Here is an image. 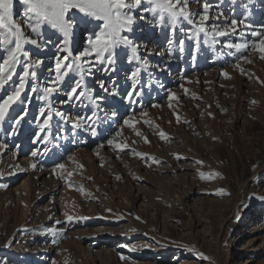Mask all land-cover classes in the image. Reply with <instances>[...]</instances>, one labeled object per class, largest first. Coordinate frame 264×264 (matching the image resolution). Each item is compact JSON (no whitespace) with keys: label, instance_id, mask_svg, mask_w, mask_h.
<instances>
[{"label":"rangeland","instance_id":"374dc122","mask_svg":"<svg viewBox=\"0 0 264 264\" xmlns=\"http://www.w3.org/2000/svg\"><path fill=\"white\" fill-rule=\"evenodd\" d=\"M202 3L189 0L197 20ZM207 3L206 27L236 19L237 31L212 44L195 24L173 28L167 17L138 12L126 33L138 58L118 50L115 71L96 65L86 78L95 103L65 102L67 82L43 92L55 78L54 56L62 55L59 34L44 26L47 46L26 45L43 64L39 80L28 78L24 103L0 121V264H264V53L251 47L264 37V0ZM25 7L14 0V20L36 38ZM83 27L74 53L86 46ZM245 41L248 50L225 46ZM23 70L17 67L0 100ZM56 112L82 118V126ZM46 115L51 128L41 133Z\"/></svg>","mask_w":264,"mask_h":264},{"label":"snow or ice","instance_id":"6c2138e0","mask_svg":"<svg viewBox=\"0 0 264 264\" xmlns=\"http://www.w3.org/2000/svg\"><path fill=\"white\" fill-rule=\"evenodd\" d=\"M22 2L26 6L25 23L36 38L26 33L24 27L14 20V0H0V30H2L3 36V39L0 40V47H3L6 51V57L0 62V72H2V75H0V90H3L5 85L13 80L18 66H22L24 69L18 86L6 98L0 100V121L4 120L13 104L17 102L24 103L21 100V94L25 91L28 78L31 76L39 80L35 69L39 68L43 61L39 58L33 59L32 55L26 50V45L47 46L46 43L43 45L40 43V39L44 35V26L54 30V34H59V39L62 42L57 47V52L62 53V55L54 56V66L50 71L55 78L48 82L49 86L43 87V92L45 94L57 93L67 82L68 98L65 101L67 103L85 97L95 103L91 90L87 88L86 78L93 74V69L97 64L107 65V67L101 69L103 71H115L114 65L117 61L118 50L129 51L132 54V59L138 58L139 46L126 33L133 30L140 11L153 13L159 17L161 22L167 17L173 28L181 21L195 24L198 32L208 37L207 42L212 44L217 43L218 37L228 36L230 33L237 31L236 19L227 22L223 27L217 24H212L210 28L206 27L210 9L207 0H203V13L199 15V20L196 18L197 14L190 11L189 0H22ZM196 2H201V0H196ZM143 5H149L150 7H143ZM222 16L223 13H220L215 19L219 20ZM144 18L143 15L139 16L141 20ZM81 25L84 26L83 31L87 33L86 46L74 53L75 32ZM245 27H248V25L245 24ZM253 35L259 36L260 34L253 33ZM225 46L237 50H248L250 47L246 41L242 43L228 42ZM179 47L182 50L183 42L179 43ZM251 47L252 50L258 48L259 51L264 53V37L258 40L257 45ZM21 57H24L25 60L22 61ZM261 58H264V56ZM245 59L247 58L245 57ZM139 75L140 69L131 73L132 79L137 84L139 83ZM224 75L227 76L228 74L224 73ZM70 76L73 79L68 81L67 78ZM99 85L105 92H109L103 81H100ZM30 90L36 93L40 91V87L38 85ZM109 94L117 96L119 92L113 90ZM170 95L173 98L175 97V94ZM129 99H131L130 95ZM23 114L26 115V111ZM56 115L64 122L73 124L76 128L82 126V118L77 117L74 119L63 112H56ZM111 115L115 116L116 113L113 112ZM144 115H147V113H144ZM41 116H45V113L42 112ZM21 119H23V116L18 118L15 123L19 124ZM52 119V115H46L40 127L41 133H45L46 130L51 128ZM124 123L130 127L132 126L130 119L125 120ZM93 134H95L94 130ZM160 135L162 138H166L163 132ZM41 139H44V137L42 136ZM45 142L47 141L45 140ZM108 143L112 144L113 141L109 140ZM123 147H126V145ZM32 155L35 156L36 152H33ZM59 167L63 168L64 165L61 164ZM201 178L207 177L204 173H201ZM223 191L220 190L221 193ZM68 219L72 220V217H68ZM47 231L54 233L55 229L49 228ZM204 258L207 259V257Z\"/></svg>","mask_w":264,"mask_h":264},{"label":"bare ground","instance_id":"6f19581e","mask_svg":"<svg viewBox=\"0 0 264 264\" xmlns=\"http://www.w3.org/2000/svg\"><path fill=\"white\" fill-rule=\"evenodd\" d=\"M159 260H162L161 258Z\"/></svg>","mask_w":264,"mask_h":264}]
</instances>
